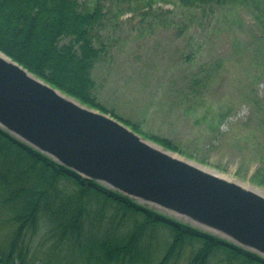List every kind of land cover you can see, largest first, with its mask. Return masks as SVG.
Here are the masks:
<instances>
[{
    "label": "trees",
    "instance_id": "obj_1",
    "mask_svg": "<svg viewBox=\"0 0 264 264\" xmlns=\"http://www.w3.org/2000/svg\"><path fill=\"white\" fill-rule=\"evenodd\" d=\"M137 1L149 6L177 3L193 15L199 9H245L264 25V0ZM106 8L103 0H0V50L84 103L120 118L94 92L92 71L105 52L103 42L96 45L97 28L110 13L118 15V8L116 12ZM205 70L206 78L191 81L196 92V87L208 88L212 80ZM126 121L138 131L141 128L138 121ZM212 125L216 129V123ZM145 136L186 154L168 136ZM250 180L264 187V166ZM68 182L74 184L71 190ZM111 206L121 214L120 223L129 214L138 215L134 212L143 218L135 217L130 229H124L116 225L115 214L106 225L104 210ZM42 220L50 222L56 239L41 264H66L73 255L88 264H169L183 255V264H264L256 253L81 177L0 128V264H33L27 235L40 230ZM159 226L167 227L171 235L165 253L154 262L152 243ZM6 234L12 237L5 241ZM215 257H219L216 263Z\"/></svg>",
    "mask_w": 264,
    "mask_h": 264
},
{
    "label": "rangeland",
    "instance_id": "obj_2",
    "mask_svg": "<svg viewBox=\"0 0 264 264\" xmlns=\"http://www.w3.org/2000/svg\"><path fill=\"white\" fill-rule=\"evenodd\" d=\"M103 2L114 12L118 8V15L110 13L97 28L96 45L105 44L92 71L98 99L121 120L140 122L143 134L168 136L185 156L205 159L208 167L252 183L264 166L263 23L245 9H199L193 15L177 3ZM205 69L212 80L196 92L191 81L206 78ZM221 113L226 116L219 118ZM68 184L71 190L74 184ZM116 210L105 208L106 225ZM134 213L138 215L129 214L122 223L121 214H116V225L130 229L135 217L143 218ZM49 223L42 220L40 230L27 235L33 264H41L56 239ZM158 232L152 243L154 262L165 253L171 235L165 226ZM2 237L6 241L12 234ZM185 256L169 264H183ZM65 263L88 264L77 255Z\"/></svg>",
    "mask_w": 264,
    "mask_h": 264
},
{
    "label": "water",
    "instance_id": "obj_3",
    "mask_svg": "<svg viewBox=\"0 0 264 264\" xmlns=\"http://www.w3.org/2000/svg\"><path fill=\"white\" fill-rule=\"evenodd\" d=\"M0 128L85 179L264 258L260 186L153 141L2 50Z\"/></svg>",
    "mask_w": 264,
    "mask_h": 264
},
{
    "label": "bare ground",
    "instance_id": "obj_4",
    "mask_svg": "<svg viewBox=\"0 0 264 264\" xmlns=\"http://www.w3.org/2000/svg\"><path fill=\"white\" fill-rule=\"evenodd\" d=\"M259 190V192H261L262 194H264V189L262 188H257Z\"/></svg>",
    "mask_w": 264,
    "mask_h": 264
}]
</instances>
